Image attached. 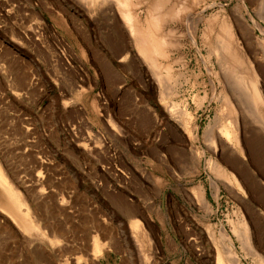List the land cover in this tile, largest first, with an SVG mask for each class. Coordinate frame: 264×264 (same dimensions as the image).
<instances>
[{
	"label": "rangeland",
	"instance_id": "obj_1",
	"mask_svg": "<svg viewBox=\"0 0 264 264\" xmlns=\"http://www.w3.org/2000/svg\"><path fill=\"white\" fill-rule=\"evenodd\" d=\"M251 1L0 0V169L24 201L0 184V264H215L212 227L240 264H264L233 234L244 222L264 261V0ZM233 49L258 96L229 70ZM235 118L233 160L216 137Z\"/></svg>",
	"mask_w": 264,
	"mask_h": 264
},
{
	"label": "bare ground",
	"instance_id": "obj_2",
	"mask_svg": "<svg viewBox=\"0 0 264 264\" xmlns=\"http://www.w3.org/2000/svg\"><path fill=\"white\" fill-rule=\"evenodd\" d=\"M248 1V0H247ZM250 2H252L251 0H249ZM179 2V1H178ZM191 2V0H190ZM81 4V3H80ZM112 4V3H111ZM128 4V3H127ZM157 4V3H156ZM183 4V3H182ZM123 5V4H122ZM189 5V4H188ZM150 6V5H149ZM136 7V6H135ZM179 7V6H178ZM149 8V7H148ZM81 9V8H79ZM147 9V8H146ZM176 9V8H175ZM179 9V8H178ZM181 9V8H180ZM183 9V8H182ZM128 10V9H127ZM148 10V9H147ZM155 10V8H154ZM158 10V9H157ZM170 11V10H169ZM176 11V10H175ZM128 12V11H127ZM166 12V11H165ZM177 12V11H176ZM179 12V11H178ZM151 13V12H150ZM130 14V13H129ZM148 14V13H146ZM158 14V13H157ZM163 14V13H162ZM120 16V15H119ZM162 16V15H161ZM242 16V15H241ZM240 16V18H241ZM120 19V18H119ZM129 19V17H128ZM134 19V18H132ZM131 19V20H132ZM159 18H157L158 20ZM126 20V19H125ZM149 20V19H148ZM156 20V19H155ZM139 21V20H138ZM130 22V21H129ZM136 22V21H135ZM157 22V21H156ZM160 23V22H158ZM130 24V23H128ZM149 24V22H148ZM248 25V24H247ZM133 28V27H132ZM149 29V28H148ZM159 30V29H158ZM230 31V30H229ZM157 35V33H156ZM159 35V34H158ZM217 35V34H216ZM233 36V35H232ZM217 37V36H216ZM166 39V38H165ZM223 39V38H222ZM225 40V39H224ZM223 41V40H222ZM239 44V43H238ZM221 45V44H220ZM218 46V45H217ZM225 47V45H223ZM227 46V45H226ZM235 46V45H234ZM163 47V46H162ZM220 47V46H219ZM228 47V46H227ZM230 47V46H229ZM228 47V49H229ZM232 48V46H231ZM224 49V48H223ZM235 51V49H233ZM219 51V50H218ZM216 51V52H218ZM220 51H221V47H220ZM224 52V50H222ZM219 52L218 53V61H217V66H218V69H219V72L222 73L224 72H227L228 71V68L225 67V64L223 63V57L225 58L227 53H228V50L225 52V54H223V52ZM231 51V50H230ZM229 54V53H228ZM217 56V55H216ZM242 56L241 53L239 52H236L233 53V55H230L229 57V60L231 63L230 66H232L233 69H229L231 71H234V73H238L237 77L236 78H239L242 82L244 81V78H245V81H247V83H251V86L254 88V95L258 96V92H260L258 90L257 92V89L259 88H256V86L258 85H255V81H256V77H255V74H254V71H253V68L249 65H246L244 68L242 66H240V57ZM159 57V56H158ZM216 58V57H215ZM244 58V57H243ZM245 59V58H244ZM228 62V61H227ZM226 62V63H227ZM227 65V64H226ZM228 66V65H227ZM213 69H216L215 65L213 64V68H212V71L214 72ZM153 71V70H152ZM151 71V72H152ZM219 72L218 73H213L217 79L218 82H224V77H221L219 75ZM158 73V72H157ZM212 73V72H211ZM155 74V73H154ZM153 74V75H154ZM228 74V73H227ZM226 74H224L225 76ZM230 75H232V73H230ZM214 77V76H213ZM214 77V79H215ZM232 77V76H231ZM238 80V79H237ZM215 81V80H213ZM235 81V80H234ZM229 85V84H228ZM234 86V85H233ZM231 87V86H230ZM251 87V89H253ZM235 88V87H234ZM237 88V87H236ZM241 88V87H239ZM233 90V89H232ZM241 90V89H240ZM228 91V90H227ZM235 91V90H234ZM224 92V91H223ZM241 92V91H240ZM239 92V93H240ZM243 92V90H242ZM247 93V92H246ZM167 94V93H166ZM221 94V93H220ZM229 94V93H228ZM244 94V93H243ZM164 95H165V92H164ZM239 95V94H238ZM241 95V94H240ZM260 95V93H259ZM223 96V95H222ZM261 96V95H260ZM241 97V96H240ZM247 97V96H246ZM221 98V97H220ZM226 98V97H225ZM262 98V97H261ZM228 99V98H227ZM226 99V100H227ZM231 99V98H230ZM259 99V98H258ZM257 99V101L259 102V100ZM232 100V99H231ZM236 100L239 101V99L236 97ZM244 100V99H243ZM256 100V99H255ZM229 101V100H228ZM225 103V102H224ZM228 103V102H226ZM230 103V102H229ZM245 103V102H244ZM256 104V103H255ZM254 104V105H255ZM229 104H227V107H228ZM232 106V105H231ZM229 106V107H231ZM232 108V107H231ZM171 111L174 112V113H177L179 114V108H178V105H171ZM231 111H233L231 109ZM231 113V112H230ZM177 114V115H178ZM181 114V113H180ZM234 114V113H232ZM188 118V117H187ZM239 118V117H237ZM237 118H235L233 120V122H228V123H225V125L221 126V129L220 131L218 132V137H216V139L218 140V144H219V147L222 148V145H227L229 151H230V154H231V159L235 160L236 159V156L238 154L241 153V148H240V145H239V141L241 138V135L243 138H246L245 137V129H244V126L242 123V120L241 119H238L240 121V125L241 127H239L238 125V120ZM190 120V119H189ZM247 124V123H245ZM209 130L205 129L204 132H203V136L205 137V141L209 142V145L210 147H214V138L209 140V137H207V133H208ZM249 133V132H248ZM248 135V134H247ZM219 138L223 139V142H221L219 140ZM216 140V141H217ZM244 140V139H243ZM248 140V138H247ZM242 141V140H241ZM245 142H246V139H245ZM252 141H250L251 143ZM222 145H221V144ZM249 144V142H247ZM246 144V145H248ZM247 148V147H246ZM221 154H222V149H221ZM220 154V155H221ZM223 156V155H222ZM254 156V155H253ZM224 158V157H223ZM228 158V157H227ZM256 158V157H255ZM257 159V158H256ZM225 160V159H224ZM256 161V160H255ZM199 162V161H197ZM212 162V161H211ZM226 162L229 164L228 160H226ZM225 162V164L227 165V163ZM224 163V161H223ZM257 163V162H256ZM207 165H209V170H211L213 173H215L217 176L218 174L219 177H226V179H228V182H229V187L233 190V191H240L241 187L238 185L235 177L233 175H230V174H227L226 171L224 169H222L220 167L219 164L217 163H208ZM230 165V164H229ZM259 165V164H258ZM231 166V165H230ZM232 168V167H231ZM242 168V167H241ZM239 169V168H238ZM244 169V168H243ZM235 170V169H234ZM241 174V172H240ZM240 177V176H239ZM244 177V176H243ZM244 179V178H243ZM0 184L3 185L4 187H6L7 191L10 193L11 195V198L15 199L18 206H19V213H21V207L24 205V201L21 199V197L19 196L18 193L15 192V188L13 189L10 185V183L8 182V179H6V177L4 176V174L2 173L1 169H0ZM1 189V188H0ZM200 190V189H199ZM242 191V190H241ZM195 192V191H194ZM193 192V193H194ZM243 194V193H242ZM245 195V194H244ZM193 196L195 197L196 199V202L197 203H201L203 204V206L206 205V200H205V197L202 195V193H195V195L193 194ZM193 197V198H194ZM194 199V200H195ZM202 206V205H201ZM206 207V206H205ZM26 212H24L23 214V217H22V220H23V224L26 225V227L28 225H31L33 228L36 227L38 229H42V226L41 225V220L38 219L37 216H31L32 219L30 218V215L31 214H28V209H25ZM15 220L16 222H20L22 223V221H20V219H17V216L15 217ZM33 223V225H32ZM240 223V222H239ZM238 230H233V234L237 237V240L240 242L241 246H242V249L247 251L246 253L249 255L251 253V255H253V260L255 262H259L261 260V262H264L261 257L255 252L254 248L251 247V242H250V238H249V233L248 231L245 229V223L243 222L242 225H239L238 226ZM206 229H207V226H206ZM207 231V230H206ZM43 234H46V232H43ZM48 236L52 238L51 240V243L52 244H59L60 241L58 240V238L56 237V235H54L52 232H49L48 231ZM207 234H209L208 236H210L211 240H212V243H213V246H214V257H215V264H240L238 258H237V253L236 251L234 250V247H233V243H232V240L230 238V236L227 234V232L225 231L224 228H221V229H215L214 227L212 228H209V230L207 231ZM143 235V234H142ZM196 236V235H195ZM197 239V238H196ZM195 239V240H196ZM199 239V238H198ZM137 240V239H136ZM138 241V240H137ZM190 241V240H189ZM141 243V242H139ZM194 243V242H193ZM198 245V244H197ZM195 246V245H194ZM200 246V245H199ZM197 247V246H196ZM142 248V247H141ZM95 251H98V245L95 244ZM204 255V254H203ZM250 255V256H251ZM199 256V255H198ZM78 262V261H77ZM74 263V262H73Z\"/></svg>",
	"mask_w": 264,
	"mask_h": 264
}]
</instances>
